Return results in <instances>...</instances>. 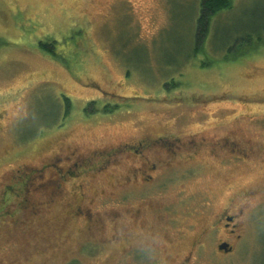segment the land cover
Returning <instances> with one entry per match:
<instances>
[{"label": "rangeland", "instance_id": "374dc122", "mask_svg": "<svg viewBox=\"0 0 264 264\" xmlns=\"http://www.w3.org/2000/svg\"><path fill=\"white\" fill-rule=\"evenodd\" d=\"M201 2L0 0V264H120L130 241L89 242L73 211L103 213L104 232L131 241L145 232L113 214L142 201L124 178L146 136L156 148L204 143L170 168L155 161L164 187L149 190L155 208L138 226L162 227L157 256L173 264L197 242V264H264V0H232L199 40ZM77 147L82 165L65 159ZM223 211L239 214L233 235L213 224Z\"/></svg>", "mask_w": 264, "mask_h": 264}, {"label": "flooded vegetation", "instance_id": "af4514ba", "mask_svg": "<svg viewBox=\"0 0 264 264\" xmlns=\"http://www.w3.org/2000/svg\"><path fill=\"white\" fill-rule=\"evenodd\" d=\"M201 131L196 132L198 139L201 137L206 140V138L213 139L212 136H200L199 133ZM202 133V132H201ZM154 139V140H153ZM136 143H138L137 146L133 145L134 153L131 152L134 164L131 167L129 171V175H127L124 179L127 183L130 181V184L136 185L138 188L142 187L145 188L144 195H140L138 198H142V201H139L136 206L126 210V211H120L116 210L113 214V219L115 222H122L126 223L130 220H133L135 227L137 229L144 230L145 232L142 234L133 233L135 236L134 240H130V234L127 231L124 230V228L115 229L110 233L104 232L105 227V221H104V215L103 213L96 211L93 212L90 207H86L85 210L80 209L79 206L76 207L75 211H73V216L77 217L80 216V214H83V217L87 218L88 224L86 225V228L88 229V240L91 243H94L96 245L103 246L106 243H110L111 245H115L116 247H119L123 242H128V244H124L121 248V251L119 254L122 256V262L120 264H165L166 258H159L157 256L158 252L162 247L160 245L162 244V238L160 235V231L162 230V227L160 228H150L149 227V221H147L145 229H142L138 226V223L140 219L142 218L143 208L146 205H150L151 208H155V205L152 203H148V197L151 195L149 193V190L151 188H154L156 186H159V188L164 187V183L161 182V179L158 174V166L157 162L160 164V166L163 168H170L168 165H172L176 163L178 160H190L194 157L200 155V152L203 148L204 144L202 141L197 143V140H194L193 142L189 143L190 149H181L178 147H172L164 145L163 148H160L162 145H157V148L155 147L156 144H160L157 139L153 138L152 136H146V137H140L139 139H136ZM166 143V142H164ZM217 144V143H216ZM229 144V142H228ZM210 147V146H209ZM228 147V146H227ZM223 148V147H221ZM219 149V148H218ZM215 146L210 147V153H215L217 150ZM78 150H80L79 147L72 150L69 155L65 157V159L71 163L73 158L79 161V163L82 165L86 162V158H84L83 154L79 153ZM221 150V149H220ZM64 159V158H63ZM60 160V158L57 155L50 156L46 160H44L41 167L50 168L51 166H57L56 161ZM157 161V162H155ZM77 165V163H76ZM168 166V167H167ZM40 168L32 167L31 171L39 170ZM23 179V177H22ZM121 186H124L123 184ZM22 187L24 188V191H28V195H31L32 193L28 188L25 187L24 183H21ZM146 186V187H143ZM159 189V190H160ZM52 196H47L44 199H38L35 201L34 207L36 210L33 209V214L39 215V212L42 211L43 208L49 207L50 204L53 201ZM87 199H83V202H85ZM91 204H94L92 200H90ZM88 206V204H87ZM158 209H161L159 205H157ZM48 211V210H46ZM12 216V215H11ZM10 217V216H8ZM239 217V214H228L227 212L223 211L222 214H220V217L217 220H214L213 224L217 225L221 224L222 228L228 233L233 235V233L236 232L238 228H240V223L238 224L236 222V219ZM4 218L0 215V222ZM12 220V219H11ZM160 220L157 219V223H159ZM15 224L16 222L13 221ZM1 224V223H0ZM144 227V226H143ZM149 228V229H147ZM154 229V230H153ZM138 232V231H137ZM158 232V234H157ZM188 232L184 231L183 225H179L178 229L176 230V240L177 242L184 243L186 241ZM171 242L173 243V240L171 239ZM222 243H228L230 246V250H220L221 252H229L233 250V246L227 241L222 240L220 244ZM218 245V246H219ZM198 248V250L201 247V244L199 245L197 242L192 245V248ZM195 249V248H194ZM196 251H189L188 253L184 252H176V254H172L168 258L170 261L171 259L174 260L173 264H197L195 263V258H193L194 255H197ZM72 259L70 258L66 264L70 263Z\"/></svg>", "mask_w": 264, "mask_h": 264}, {"label": "trees", "instance_id": "16d2710c", "mask_svg": "<svg viewBox=\"0 0 264 264\" xmlns=\"http://www.w3.org/2000/svg\"><path fill=\"white\" fill-rule=\"evenodd\" d=\"M201 15L198 19V39L208 31L211 17L218 11L232 6V0H201Z\"/></svg>", "mask_w": 264, "mask_h": 264}, {"label": "water", "instance_id": "95a60500", "mask_svg": "<svg viewBox=\"0 0 264 264\" xmlns=\"http://www.w3.org/2000/svg\"><path fill=\"white\" fill-rule=\"evenodd\" d=\"M219 249H220V250L228 251V250H230L231 248H230V246H229L228 243H222V244L219 245Z\"/></svg>", "mask_w": 264, "mask_h": 264}]
</instances>
